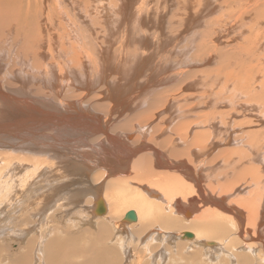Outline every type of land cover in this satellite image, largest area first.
Masks as SVG:
<instances>
[{"label":"bare ground","instance_id":"1","mask_svg":"<svg viewBox=\"0 0 264 264\" xmlns=\"http://www.w3.org/2000/svg\"><path fill=\"white\" fill-rule=\"evenodd\" d=\"M18 1L19 0H17V2ZM21 1L23 2L24 0H20V2ZM63 1L64 0H57L56 5L58 6V9L62 8ZM87 1L88 0H86V3H87ZM136 1L137 0H111L110 3H113V5L115 7L114 9H110V10H115L114 17H112L113 15H111L109 17L106 14L107 11L109 10V9H106L108 7H103L102 9H100L99 13H97V14H101L102 16L105 15L106 18L104 19L105 21L103 23V26H101V23H102L101 22L100 23L101 27H99V28H101L100 31H102L103 33L106 32V35H105L106 37L103 36L104 35L103 34V35H101L102 38L100 37V40L93 41V42H91V44L94 46L96 54H98V55L101 53L103 54L105 52L108 53L107 50H103L104 47L107 48L108 46H111V47L119 46L120 47L119 49L120 50L122 49V54H121L122 56H120L118 54L117 55L115 54V55L118 56V59H117L118 61H119V59H122V63L119 62V63H121L122 66L119 65L118 61H117L118 65L116 64L117 66H116V69H114V73H117L118 76L119 75L123 76L122 79L124 81H127L128 84H130L132 86V89H138V90L141 89L138 92L143 93V90H145V87H144L145 85L140 84L142 82H139L138 78L140 77V75H143L142 72H143V69L145 68V65L147 68L149 81L152 78H155V81H156V79H158L157 77L160 76L161 71H159L158 69H155L156 67L168 69V71H167L168 73H170L172 71L174 72L173 67H172L173 69L169 68L172 66L171 63L174 62V61H172L173 58H172V60H171V58L169 59L167 56V53L165 51H167L168 47L170 48L171 52L176 47H179L180 44L176 43L175 41H177L179 43H181V41H183V40L185 41V39L187 37V36H185L186 29H191V28H195L198 26L201 27L204 23L206 24L205 18L209 15V2H210V0H196L197 5L194 8H190L188 6L182 5V3L185 2L186 0H139L137 2ZM15 2H16V0H0V3H2V6H3V4L8 6V10H6L7 12H5L4 6H3L4 9L2 7H0V26H1V28L3 26L1 24L2 21H5L6 19L9 20L10 18L12 19L13 17H14L13 18L14 25L17 27H20L19 22H21V21H18L17 18L20 15L19 10L21 8L17 9ZM30 2L31 3L35 2L34 6L38 7L36 5V4H38L37 0H25V6H23V7H25V10L23 11L25 16L27 14V9H29L32 6L30 4ZM132 2L137 3L134 7V15L136 13V17L133 16L132 21H129L128 15L131 14V11H132V8H131ZM169 2H171V3L169 4ZM217 2H219V1H217ZM8 3H10L11 5ZM29 4L31 6H29ZM78 4H80V3L78 2ZM92 4L91 5L89 4V6L86 8V10L89 12L88 14L91 13V14H94L95 16L99 17L96 14V10L99 8L94 7L95 3H92ZM259 4H264V0H223V2L221 4H218V9L222 10V12H223L221 15V19L225 18L224 16H226V20H224V21H226V25H223L222 27H220V29L217 32H215L217 34V36H220V34H221L220 32L223 33L225 31H229L230 29L235 28L237 25L242 23L244 21V19L247 18V13H250V14H252V15L254 14V15H253V23L251 26L252 30H251L250 36L248 37V41H250L251 46H254V47H255V44L256 45L259 44V39H258L259 35L257 32L253 31V26L254 25L259 26L261 23H264V22H262V21H264V18H262V19L258 18L256 13L254 11H252L253 7H257V9L261 10L264 13V5L260 6ZM69 5L71 7L75 6L74 3L71 5L70 2H69ZM173 6H175V8H176L177 12H179V14L181 12L180 9L181 8L183 9L182 14L185 17L182 18V23H184L186 19L187 20L185 22L186 28L183 27L184 33L180 34V32H179L178 34H176V36H174V34H173V36L170 37L171 39H169L167 36L165 37V35L167 33L163 30L162 26H164V24H165L166 15L171 14V12L173 11V9H174ZM54 7L52 8L51 0H40V7L39 8L41 9V12H42L41 15L43 16L42 17L39 15L41 20H38L37 18H39V17L38 16L35 17V15H33V17H31V20H28V18L30 16L29 17L27 16L28 17L27 20H23V21L25 24L27 23L26 27L28 28V31L25 32V34H22L20 32L17 33L18 44L17 43H10V45L14 46V47L21 44V47H23V49H21V50L24 51V57H25L24 61L28 64L31 63L33 65L35 63V65H36L37 60H39L40 58L45 57V56L47 57V55H48L47 52L43 53L40 51H42L41 49L43 47L47 46V44H48V46H51V44L54 42L53 39H55L54 38L55 35H54V37H53V35L51 36V34L48 32V28L55 24V22H56L55 17L60 16L58 22L60 23L61 28H62V32H59L56 36V37H58V40H63L62 37H65L67 34H68V36L72 37V34L73 33L75 34V31L78 30L76 26H79V27L83 26V23L80 19H82L84 22H87L85 20V19H87V15H86V18L84 17L85 19H83L81 17L83 15L82 14L83 11H81V12L79 11L82 15H80V16L77 15L76 17L74 15H72V18L71 17L68 18V21L66 22L65 19L63 18V16H61V14H62L61 11L58 10L56 7L55 8ZM75 7H77V6H75ZM65 8H67V7H65ZM147 8H150V10L147 11ZM30 10H31V8H30ZM17 12L19 15L17 14ZM84 13H87V12H84ZM22 15H23V13H22ZM143 16H144V18H143ZM215 16H217V15H215ZM91 17H92V15H91ZM92 18H93V20L91 19L92 22H95L96 19H94V16ZM77 19H79V22H77ZM88 19H90V18H88ZM112 20H113V31H111L112 33H110L109 31L107 32V30H108L107 27L112 25V22H111ZM41 22H42V24L40 25L39 23H41ZM98 22H97V24H98ZM20 25H21V27H23L22 23H20ZM10 26H11V24L9 25V27L7 26L8 30L13 27V26H11V27ZM85 26H87V25L85 24ZM7 27H5V28H7ZM41 27H42V29H41ZM91 27H92V25H91ZM91 27L88 28L86 32H84V30H83V33L88 32V33H90V35L91 34L93 35L95 29L94 28L92 29ZM32 28H34L35 30L34 29L32 30ZM75 28H76V30H75ZM172 29H174V27L171 26V30ZM11 30H10V32H11ZM13 30H15V29H13ZM19 30H21V28ZM162 30L164 32H162ZM13 32L16 33V31H13ZM80 32H81V30H80ZM80 32H78V33H80ZM132 32H134V34L137 36H135L133 38ZM5 33H7V31ZM83 33H80V34H82V37H85V34H83ZM95 33H96V31H95ZM2 34L4 35V33H2ZM100 34H101V32H100ZM125 34H128V35H125ZM92 35L88 36V38L98 39L97 38L98 34H96L95 36L93 35L94 37H92ZM129 35L132 36V39L134 41V44H132L131 47L127 45L128 41H129ZM9 36L7 35V37H9ZM194 36L196 37V35H194ZM195 37H192L191 39H189L187 41L188 46L191 47L193 45V42L196 39ZM43 38H44V40H43ZM15 41H16V39H15ZM90 41H91V39L89 40V42ZM110 41L115 43L117 46H115V44H112ZM202 41H204V40H202ZM97 42L99 43L98 45H97ZM80 43H79V45H80ZM108 43H109V45H108ZM52 46H51V48H52ZM208 46H210V45L208 44ZM208 46H206V44H202V43L197 45V43H196L195 47H196V51H198V52H197V54L194 55V58L197 59V57H198L200 59L202 57L201 62L210 58V56L205 52L206 48ZM119 49H118V52H121ZM162 49H163V51H162ZM113 50H114V48H113ZM72 51H74V50H72ZM78 51H80L79 48H78ZM91 51L95 52L93 50H91ZM114 51H116V49ZM248 51L250 52V51H252V49H250ZM75 52H74V55L76 56L77 54H75ZM89 52H90V50H89ZM249 52H247V53H249ZM98 55H95V56H98ZM113 55L114 54L112 53V56ZM130 55H132V56L137 55V57L134 59L133 58L130 59V57H132ZM138 55H139V57H138ZM168 55H170V54L168 53ZM169 57H171V56H169ZM88 60L89 59H87V61ZM168 60H170V62L172 61L171 63L169 62L171 66L170 65L167 66ZM46 61H48V60H46ZM89 62L90 61H88V63ZM129 62H132L133 64H129ZM98 63L99 62L97 61L96 64H98ZM177 63H180V62H177ZM49 64H50V62H49ZM37 65H39V64H37ZM177 65H179V64H177ZM53 66H55V65H53ZM127 66L128 67L133 66L132 72L130 70H128ZM58 67H59V65H58ZM84 68H85V66H84ZM123 68H124V70H123L124 73H122V70H120ZM176 68H177V66H176ZM188 68L190 69V67H188ZM34 69H37V68H34ZM67 69H69V68H67ZM97 69H96V71H97ZM69 71H71V68L69 69ZM80 71H81V69H80ZM92 71L94 72V70H92ZM63 72H65V71H63ZM79 72H78V74H79ZM83 72L84 71H82L81 73H83ZM187 72H188V70H187ZM111 73H112V71H111ZM174 74H170V75L164 77L162 79V81H170V78L174 79ZM111 75H113V74H111ZM17 76H19V75H17ZM218 77H222V78H220L218 80L217 79ZM223 77L224 76H219L218 73L212 77L208 76L209 79L212 80L213 78H216L217 81H220V82L219 83L217 82L219 93H217L216 98L213 99L215 106L212 105L213 102H211V100H209L207 103L211 102V104H209V106L210 105L213 106L215 108V109L213 108V110H216V112L218 111L217 109H218L219 105H226V106L230 107V109L227 112H220L219 111L217 113H215V112L213 113L212 112L213 110H212L211 111L212 114H208V113H206V110H204L205 113L208 114V115H205V114H203L204 112H202V114H201V113L192 112L190 110H182L181 111V109L175 108V105L178 104L177 98L175 99V98L170 97V100H167L163 103L162 102L163 99H161V97L158 95L159 94V90H158V94H157L158 96L155 95V97L157 96L156 97L157 99L154 101L151 100V104L163 103L162 109H166L167 107L168 108L174 107L175 110L172 109L173 111H171L169 113L168 112L165 113L164 110H156V111L152 112L151 114H149L147 112L148 114L144 115V116L133 114L132 116L127 117L128 118L127 121L130 123L129 125H131V126H125V125L120 126V123L122 122V120L120 122L118 119L119 116L113 117V115H115V114L112 113L113 115H111L107 121L105 120L103 122H106V124H104V127L107 129L106 131L108 133L112 134V132H115L116 134L114 136H112L111 139L106 140V144L102 143V145H98V144H101L100 143L101 141L99 140V138L98 139L91 138L92 140L96 141L97 142L96 144L98 145L97 146L98 151L95 150L98 153L97 159H99V158H100V160L102 159V162H100V161L98 163L95 162L96 165L95 164H92V165L85 164V162H83V161H87L89 158L88 157L89 155H87V153H85V154H81L78 156L79 152L77 153V149H76V151H72L71 152L72 154L69 155V156H72L74 153L77 154L76 156L73 155V156H75L76 160L74 158H73V160L68 159L69 156L67 157V155L65 154V150L67 149L66 146H68L69 143L63 142V139L65 136H67L68 140L71 138L69 141H72V143L78 142V144H79L80 141H83V136H85L84 134L93 135L94 133H96L98 128L94 127V124L95 125L97 124V126L99 125V123H98L99 117L95 114H94L95 117H93L92 115L88 117L86 114H80L79 113L80 109L76 106L75 103H73L71 105V104H65L63 101L62 102L65 105L63 103H61L62 105L67 106V107L70 106L69 108H64V111L66 113H63L59 116L52 113L51 110L49 112L47 111L46 113H44L45 115L43 117L45 118L44 119L45 122H52L51 121L52 119H54V120L56 119V120H58V121H56V123L60 125V126L55 127L56 129L59 127L58 130L56 131L57 136L55 138V141L61 140V139H62V141H60V143H57V142L53 143V145L48 147V148H50V149L53 148L52 149V153H53L52 155L54 157H56V156L58 157L57 160H59L62 167L64 164V168H65L64 171L67 174V177H70V175H72V173H73L79 179H80V177L83 178V176L85 179H87V178L89 179L92 171L97 170L95 168L104 167L103 168L104 170L102 172L99 171L98 173H96L97 175L94 176V181H95V177H96V181H99L98 184L95 181L96 183L93 187L90 185L86 188L82 187V189L74 192V194L71 195V197H73V198L80 197L82 194L85 195V197H87L88 195L92 196V212L88 213V212H86V210H83L82 215H84V217L82 218L80 223L82 224L83 227L88 226V229H94L95 230V233L93 235H91V236H93L92 241H88V243L89 242L93 243V244L89 243L91 245V247H87V248H89V251L87 250L88 252H85L86 250L84 251L82 249V247H84L82 244H79V246H75V244H74V246L72 247L75 250L76 258L77 257L80 258L83 256H87L88 259L91 258L90 260H88L85 257L86 261H84L83 258H80L81 262H78L80 260L78 258L79 260L76 263L82 264V261H83V263L85 262V264H94V263L95 264H107L104 262V260H106V258H107V259H112L111 262H113V264H121V263L125 264V262L127 260L124 261L120 257L118 259H113L117 255L113 249L108 247L106 242H110L112 244L114 241L116 242V240L118 239V242H116V243L120 244V246L118 245L119 249H120L119 252L120 253L122 252L124 255L125 254L128 255V252L130 250V246H133L131 244H134V243H132L133 240L130 241L129 239H133L135 237L136 240L138 242H140V244L138 243V245H141V243H144V246H146L145 248L142 246V248L144 249V251L146 250L145 251L146 253H149V256H148L149 262L147 264H163L164 259H166L165 253L169 254L167 257L168 259H166L167 260L166 263L168 262V260L170 262L171 261L179 262V263H174V264H211V263L212 264H214V263L215 264H264V149H262L264 145L259 144L261 142L264 143V139H263V141L261 140V142L259 141V143H258L256 141L261 138L259 135H256L257 136L256 137L255 134H252V136H250L248 134V135H242L241 138H239L238 135H236L237 133L241 132L242 129L244 128L241 125L243 122L241 124L238 122V120L241 117H243L244 114L242 116L241 112H237V110H236V106H238V105L242 109V104H238V103L235 104V102H237L238 97L236 98L235 95L233 96V93L239 89L237 88V86L235 84L231 85L232 87L229 85V87H231V88L228 89V87H227L228 84L226 82V79H225V77L224 78ZM3 78H6V77H3ZM81 78H80V80H81ZM15 79L17 80V78L14 77L13 80H15ZM91 79H92V77H91ZM106 79H108V78H106ZM191 79H190V81H191ZM216 79H214V80H216ZM60 80H61V78H60ZM193 80H195V78ZM197 80H199V78ZM200 80H199V82H200ZM5 81H7V80H5ZM20 81H22V79ZM100 81H102V80H100ZM129 81H134L138 85L135 86V84H132V82L130 83ZM159 82L161 83V81H159ZM87 83H88V81H87ZM96 83H97V81H96ZM192 83L193 82H189L190 85H192ZM79 84H80V82H79ZM165 84L162 83V85H165ZM210 84H211V82H210ZM2 85H3V83H2ZM193 85H195V83H193ZM199 86L202 87L201 85H199ZM212 86H214V85H212ZM104 87H105V85H104ZM162 87H164V86H162ZM188 87H191V86H188ZM194 87H196V86H194ZM206 87L207 86L205 84L204 88H206ZM208 87H209L208 89H210L211 86H208ZM109 88H110V86H109ZM109 88H107V89H109ZM148 88L149 87H147V89ZM182 88H185V87H182ZM198 88L199 87L197 85V89ZM261 89H263V88H261ZM200 91H202V90L200 89ZM209 92H211V91L209 90ZM212 92H213V90H212ZM87 93H84V94H87ZM101 93H103V92H101ZM101 93H100V95H101ZM150 93L153 94V90L148 91V96ZM201 93H203V92H201ZM201 93H199V94H201ZM204 93H203V95L206 94V93L205 94ZM227 93H229V96L223 98L225 96V94H227ZM241 93L242 92H240V94ZM123 95H124V93L120 92V89H118V94L115 92V90L112 91L110 89V94L108 95V98H109L108 101H112V103L114 104L113 107L111 106L113 109L122 107L120 105H121V98ZM136 95H137V93H136ZM206 95H209V94H206ZM236 95H238V94L236 93ZM205 97L203 99H205ZM212 97H214V96H212ZM256 97L258 98V96H256ZM150 98H152V97H150ZM166 98H168V97H166ZM246 98H247V100H249L248 97H246ZM9 99H6L7 107L10 106V108L13 107V109H14L15 105L12 104L11 102H9L10 101ZM99 99H101V98H99ZM122 99L124 100V98H122ZM0 100L3 101V99H0ZM137 100H135V101H137ZM198 100L200 101L201 99L199 98ZM56 101H57V99H56ZM90 102L87 101V103H90ZM201 102H203V100H201ZM126 103H127V101H126ZM205 103H203L204 106H205ZM207 103H206V106H207ZM245 103H247V102H245ZM249 104L251 106H253V110L250 109V108H252L250 106L249 109L252 110V112H249V114L252 113L250 115V121L246 122L244 125L248 126L247 129H249V128L254 129L258 124L257 121H259V124H260V122H264V119L263 118L259 119V117H258L259 115L258 116L256 114L253 115V113L256 112L257 110L252 103H249ZM0 105H4V104L1 102ZM90 106H92V105L90 104ZM240 107H239V110H240ZM95 108L97 109L96 106H95ZM145 108H147V107H145ZM90 109H92V108H90ZM108 109H109V107H108ZM210 109H212V108L210 107ZM144 110H146V109H144ZM54 111H56V110H54ZM82 111L89 114V112L84 110V109H82ZM101 111L102 110H100L98 112L101 113ZM7 112H8L7 114H11V115L13 114V110H11V109ZM143 112H142V115L145 114ZM114 113H117V112H114ZM209 113H210V111H209ZM97 114H99V113H97ZM245 116H247V115H245ZM140 117H142L143 123H141V121H140V124H138V123L131 124V122H134V120L136 118L139 119ZM261 117H263V114ZM246 119H248V118H246ZM30 120L31 119H29L28 121H30ZM103 122H102V124H103ZM37 123H38V121H37ZM259 124H258V126H260ZM137 125H143L144 127L139 128ZM1 126L3 127V124L0 125V127ZM29 128L30 127L26 124L25 127L23 128V130H26V131H23L22 127L19 126V127H17V131H15V132L17 133V132L23 131L25 139L31 138V136L28 137L29 133H30ZM125 128H127V130ZM260 128L261 127H259V129ZM149 129H151L150 133H148ZM262 129H264V128H262ZM237 130H238V132H237ZM106 131L104 133L107 134ZM0 132H1V130H0ZM7 133L8 132L6 131V133H4V134L6 135ZM43 133H45V132H43ZM53 133H54V131H53ZM31 134H33V133H31ZM135 134L137 136H135ZM5 135H0V145L3 144L0 147H6V148L16 147L13 145H17L20 138H17L18 136L13 137V138L10 136L7 139H3L2 137H4ZM86 136H90V135H86ZM105 137H108V136H105ZM245 138H247V139H245ZM257 138H259V139H257ZM35 139H36V137H35ZM86 139H88V137ZM89 140H88V142H90ZM92 140H91V142H92ZM21 142H23V141H21ZM29 142H31V143H29ZM29 142H27V143L25 142V146H27V148L28 147L32 148L34 143H32V141H29ZM84 142L86 143L87 141L84 140ZM171 143L172 144L186 145V148L183 150H180V151L179 150H170L169 148H165V145L171 144ZM44 144H45V142H44ZM86 144L84 146H86ZM89 144H87V145H89ZM221 144L225 145V146H220ZM45 145H48V144H45ZM92 145H95V144H92ZM92 145L90 144V146H92ZM232 145H235L234 147H236V148H237V146H240L241 148H239V150L237 149L234 151V150L230 149L231 147L233 149ZM84 146H82V148ZM158 146L160 147V150L158 149ZM19 147H21V146H19ZM226 147H228V148H226ZM79 149H78V151H80ZM88 149H86V150H88ZM215 149H218L217 150L218 153L216 155H213L214 154L213 152ZM46 150H47V148H46ZM46 150L45 149H43V150L39 149L38 152L39 151L40 152H42V151L46 152ZM67 151L68 150H66V153H67ZM81 151H82V149H81ZM33 153H35V152H33ZM33 153H31V154H33ZM6 154H9V153H6ZM47 154H49V152H47ZM20 155H16V156H19V159H20ZM58 155H62V156L59 157ZM7 156H4V157H7ZM63 157H65V160ZM26 158H27V156H26ZM26 158L24 157V159H26ZM32 158H34V157H32ZM182 158H186V160H184ZM13 159L14 158L8 160L5 158V160H2L4 162H0V201H1L0 204H1V206L4 204L6 198L9 195H11V192L15 186V180L14 179L16 178L17 173L15 175V173L11 172V167H9L11 162H12L11 160H13ZM21 160H23V159H21ZM79 160L81 161V163L79 162ZM50 163H52V162H50ZM54 163L55 162H53V164ZM248 164H256L259 167L258 168L256 167V169H255V166L248 168V167H246ZM56 165L57 164H55L54 166H56ZM47 166H49V165H47ZM58 166H60V165H58ZM61 166H60V168H61ZM21 167H20V169H22ZM30 168L32 169V167H30ZM55 168L56 167H54V169ZM38 169H40V168L33 167L34 172L31 175L32 178H33V176H34V179L35 178L37 179L39 177V174L37 173ZM45 169H47V168H45ZM45 169H44V171H45ZM51 173H53V172H51ZM56 173H57V171H56ZM54 174H55V172L53 173V175ZM18 175H20V174L18 173ZM48 176H50V175H48ZM17 177H19V176H17ZM46 177H47V175H46ZM58 177H59V175H58ZM19 178H18V180H19ZM72 178L75 180L74 177H72ZM112 178H114V179H112ZM31 179H30V181H31ZM76 180L78 182V179H76ZM29 182H27V183H29ZM69 182H70V180H69ZM55 183L57 184L56 180H55ZM24 185L26 186V184H24ZM24 185H22L21 188L22 187L24 188ZM30 185H31V182H30ZM65 186L66 185H63V187H61V188L65 189L66 188ZM44 187H46V186H44ZM68 190L70 191V189H68ZM50 191H52L54 194L57 193L56 188H52ZM48 192H49V190H48ZM13 193L14 192H12V194ZM22 193H25V192L22 191ZM34 193H35V191H34ZM28 194H29V191H28ZM16 195L19 196L18 193H16ZM43 195H44V193H43ZM11 196H14V194ZM53 196H55V195H52V198H53ZM62 198H63V196H62ZM8 199L9 198H7V201H8ZM13 199H14V197H13ZM37 199H40V198H37ZM41 199H42V197H41ZM15 200L17 201V199H15ZM55 200L57 201V199H55ZM34 201H35V199H34ZM59 201H60V199H59ZM20 202H21V200H20ZM20 204H22V203H20ZM31 204H32V202H31ZM56 204H58V203H56ZM26 208L24 210H26ZM16 209H18V208H16ZM180 217L184 218V220H181ZM120 223H121V227H122V225H125L123 227H130V229H132V233H129L131 238H129V236H127L128 238H126V239L122 238V231H120V230H118V231L114 230V232L112 230H110V226L114 227L115 229H119ZM179 223L183 224L182 228L190 229V230L194 231V233H191L190 231H184L185 229H182V228L177 229V227H179L178 226ZM76 228H77V226H76ZM73 229H75V228L73 227ZM35 230H36L35 228H34V230L31 228H30V230L29 229L22 230V231L20 230L19 234L17 236L19 238H21V241L24 243L26 238L29 235H31V233H33ZM17 232H18V230H17ZM83 232H88V230L84 229ZM42 233H41L42 238L37 239L39 242V243L37 242L38 245H40L42 242H44V240H46L45 239V238H47L46 235L52 234L51 231L46 232V230H44V232H42ZM59 234H60V231H58V229H57V235H59ZM107 234L110 235L109 236L110 238L108 237ZM61 235L62 234H60V236ZM126 235H127V232H126ZM187 235H190V237H187ZM62 236L60 238H62ZM106 236L108 238H106ZM64 238H66V237H64ZM174 240H177V243L174 247H172L173 246L172 242ZM185 240H188L190 242L185 241ZM63 241H65V240L58 239V237H56V236L52 237V239L49 242V246L52 247V249H50L48 251L49 252V254H48L49 258H53V256H54L53 254L56 252L55 251L56 249L54 250L53 245H57L59 242L62 243ZM137 241H135V242H137ZM82 242H84V241H82ZM64 243H62L61 247H56V248L58 250L60 249V251L64 250L67 247L66 244H68V243H66V244H64ZM101 243H103V246L101 245V247H100L99 245ZM151 243H159V245H155L152 247V246H150ZM164 243H165V245L167 244V246H165L163 248H161V247L159 248V246L164 244ZM71 244L73 245L72 241H71ZM27 245L28 246L32 245L30 242V239H29V242L27 243ZM33 248H34V250H36V248L34 246H33ZM29 250L31 252H34V250H31V249H29ZM36 252H38V251L36 250ZM124 255H123V257H124ZM34 256H36V255H34ZM139 258H141V256ZM70 260H71V262H68L67 264H74L75 260L72 258H70ZM32 261L34 264H35V262H36V264H40L41 259H36V257L32 256L31 262ZM159 261H161V263H159ZM138 262H139V259H138L137 263ZM180 262H182V263H180ZM8 263H10L9 260H8Z\"/></svg>","mask_w":264,"mask_h":264},{"label":"rangeland","instance_id":"2","mask_svg":"<svg viewBox=\"0 0 264 264\" xmlns=\"http://www.w3.org/2000/svg\"><path fill=\"white\" fill-rule=\"evenodd\" d=\"M37 1H38V4H36V5L38 7L34 6L35 2H32V3L30 2V4L33 7L29 4V6H31L30 7L31 10H30V8L27 9V14L25 16L24 12H23L25 10V7H23V6H25V0L23 2L22 1L20 2V0L17 2V0H16V2H15L16 8L17 9L21 8L19 10L20 11L19 12L20 15L17 12V14L19 15L17 19H18V21H21V22H19V26L20 27H17V26L14 25V23H13V18L14 17L12 19L10 18L9 20L6 19L5 21H2V23H1L3 25L2 28L0 26V75H1L0 76V78H1L0 79V81H1L0 82V99H3V101L0 100V103L2 102L4 104V105H0V125L3 124V127L2 126L0 127V130H1L0 135H5L4 133H6V131H7L8 133L4 137H2L3 139H7L10 136L12 138L13 137H17V136H18L17 138H20L18 144L17 145H13V146H16L14 148L0 147V154L1 153L3 154V155L2 154L0 155V162H4L2 160H5V158L8 159V160L14 158L13 160H11L12 162H11L9 167H11V172L15 173V175L17 173L16 178L14 179L15 180V186H14V188L12 190V192H14L13 193L14 196H11V195H13L12 192H11V195H9L10 197L9 196L7 197V198H9L8 201H7V198H6L4 204L2 206L0 204V207H1L0 208V264H22V263L23 264H34L33 261L31 262L32 256L36 257V259H41L40 264H67L68 262H71L70 258L75 260L74 264H80V263H76V262L80 258H83V260L86 261L87 256H83V257H80V258L77 257L76 258L75 250L72 247L74 246V244H75V246H79V244H82L84 246V247H82V249L84 251L86 250L85 252H88L89 248H87V247H91L90 244H93V243H90V242H89L90 243L89 244L88 241H92V237L93 236H91V235H93L95 233V230L94 229H88V226L83 227L82 224L80 223L82 218L84 217V215H82L83 214V210H86V212H88V213L92 212V196L88 195L87 197H85V195L82 194L80 197L73 198V197H71V195L74 194V192L82 189V187L86 188L89 185L93 187L96 182L98 184L99 181H96V177H95V181H96L95 182L94 181V176H96L97 175L96 173H98L99 171L102 172L104 170L103 169L104 167L98 168L96 166L97 168H95V169H97V170H94L95 172L92 171L91 176L89 177V179L88 178L85 179L84 176H83V178H81L79 176L80 177V179H79L73 173H72V175H70V177H67V174L64 171L65 170L64 164H63V167H62L61 163L59 162V160H57L58 157L57 156L54 157L52 155L53 154L52 153V149L53 148L52 149L48 148V147L52 146L53 143H56V142L60 143V141H62V139L55 141V138L57 136L56 135V133H57L56 131L59 128L58 127L56 129L55 127L60 126V125L56 123V121H58L56 119L55 120L52 119L51 120L52 122H45L44 121L45 118L43 117L45 115L44 113H46L47 111L49 112L51 110L52 113H54V114L59 116V115H61L63 113H66L64 111V108H69L70 107V106L69 107L64 106L65 104H71L72 105L73 103H75L76 106L80 109L79 110L80 114H86L88 117L91 116V115L93 117H95V115H97L99 117V122H98L99 125L97 126V124L96 125L94 124V127L98 128L96 133H94L93 135L84 134L85 136H83V141H80L79 144H78V142H76V143L73 142L72 143V141H69L71 138L68 140L67 136H65L66 138L64 137V139H63V142L69 143L68 146H66L67 147L66 150H68L67 153L69 151L70 152L67 154L66 150H65V154L67 155V157L72 154L71 153L72 151H76V149H77V153L79 152L78 156L81 155V154H85V153H87V155H89L88 156L89 157L88 160L87 161H83V162H85V164L92 165V164H95V162L96 163H98L99 161L102 162V159L101 160H100V158L97 159V157H98V153L96 152V151H98L97 146L98 145H102V143L106 144V140L111 139V137L116 134L115 132H112V134L108 133L106 131L107 129L104 127V124H106V122H103L105 120L107 121L108 118H110V116L113 115V114H115V115H113V117L119 116L118 119H119L120 122L122 120L123 123L121 122L120 126L121 125L131 126V125H129L130 123L127 121V119H128L127 117H130L133 114L144 116V115H147L148 113L151 114L152 112H154L156 110H164L165 113H167V112L169 113V112L175 110V108H176V109H181V111L182 110H190L192 112L201 113V114H202V112H204L203 114H205V115L212 114L211 111L213 110L214 107L211 106V105L209 106V104H211V102H213V99L216 98V94L219 93L217 82L219 83L220 81H217V79L219 80L222 77H218L217 79L213 78L211 80V79L208 78V76L212 77V76H215V74L218 73L219 76H224L225 77L226 82L228 84L227 85L228 89L231 88L232 87L231 85H233V84H235L237 86V88L239 89V90L235 91L238 95H236V93L234 92L233 96L235 95L236 98L238 97L237 98V102H235V104H237V103L238 104H242V109L238 105V106H236V110H237V112H241L242 116L244 114V116L241 117L238 120V122L240 124L243 122L241 125L244 128L242 127L243 128L242 131L237 133L236 135H238L239 138H241L242 135H248V134L250 136H252V134H255V136L259 135L262 138L261 139L258 136L260 139L259 138H257L259 140L256 139L257 140L256 142L259 143V141L261 142V140L263 141V139H264V133H263L264 129H262V128H264V126H263L264 122H260V124H259V121H257L260 126H258V124H257V126L254 129H250V128L247 129L248 126L244 125V124L246 122L250 121V115L252 113L249 114V112H252V110H253V106H251L249 103H252L254 105V107L256 108V110H257L256 112L253 113V115L254 114H256L257 116L259 115L258 116L259 119H261V118L264 119V86H263L264 85V23H261L259 26L258 25H254L253 26V31L257 32L258 35H259L258 36L259 44H257V45L255 44V47L251 46V42L248 41V37L250 36L251 30H252L251 26H252V23H253V15L254 14L252 15L250 13H247V18L244 19V21L242 23L237 25L235 28L230 29L229 31H225L223 33L220 32L221 33L220 36H217V34L215 32H217L220 29V27H222L223 25H226V21H224V20H226V16H224L225 18L221 19V15H222L223 12H222V10L218 9V4H221L223 2V0H210V2H209V15L205 18V22H206V24L207 23L208 24L206 25L204 23L201 27L198 26V27H195V28L186 29L185 36H187V37H186L185 41L183 40V41H181V43L175 41L176 43L180 44V46L176 47L172 52L170 51L169 47L167 48V51H165L167 53L168 58L169 59L171 58V60L173 58L172 61L175 62L174 63V62L171 61L173 64L170 62V60H168V62H167V66L170 65V63H171L172 66L170 65L171 67H169V68H171V69L174 68V72L172 71L173 73L172 72L168 73L167 72L168 69L156 67L155 69H158L159 71H161L160 72V76L157 77L158 79H156V81H155V78H152L149 81L148 80L147 68H146V65H145V68L143 69V72H142L143 75H140V77L138 78V81L142 82L140 84L145 85L144 86L145 90H143V93H140L138 91H140L141 89H139V90L138 89H132V86L130 84H128L127 81H124L122 79L123 76H120V75L118 76L117 73H114V69H116V66L118 64L121 65V63H122V59H119V61H118L117 60L118 56H116L117 54L122 56L121 55L122 54V49L120 50L119 46H117L115 43L110 41L112 44H115V46H117V47H111V46H108L107 48L104 47L103 50H107L108 53L105 52L103 54L101 53V54L98 55V54H96L94 46L91 44V42H93V41L100 40V37L102 38L101 35H103V34H104L103 36L106 35V32L103 33L102 31H100L101 28H99V27L103 26V23L105 21L104 19L106 17H105V15L102 16L101 14H97V13H99L100 9H102L103 7H108L106 9H109V10L107 11L106 14L109 17L111 15H113L112 17H114L115 10H110V9H114L115 8L113 3H110L111 0H90L92 3H95L94 7H96V8L98 7L99 8V9L96 10V14L99 17H97L94 14L90 13L92 15V17L94 16V19H96L97 22L99 21L98 24H97L96 21L92 22L93 18L91 17L90 14H88L89 12L86 10V8L89 6V4L90 5L92 4L89 0H88L89 2L87 1L88 4L86 3V0L85 1L84 0L83 1L82 0L81 1L80 0H73V1L72 0H64L62 8H60V9H58V6L56 5L57 4L56 3L57 0H53V1L51 0L52 8L56 5L55 7L58 10L61 11V13H62L61 16H63V18L65 19L66 22L68 21V18H70V17L72 18V15H74L76 17L77 15L80 16L82 14L83 15L81 17L83 19H85L86 15H87V19H85L87 22H84L82 19H80L82 21V23H83V26L82 27L76 26L78 30H76V28H75L76 31H75V34L73 33L74 35L72 34V37L68 36V34H67L65 37H62L63 40H58V37H56V36H57V34L59 32H62V28H61L60 23L58 22L60 16L55 17V19H56L55 20L56 21L55 24L48 28V32L51 34V36L53 35V37H54V35H55V37H54L55 39H53L54 42L51 44V46L53 45L52 46L53 49L51 48V46H48V44H47V46H45V47H43L41 49L42 51H40V52H43V53L47 52L48 55H47V57L46 56L42 57L43 59L40 58L39 60H37V64H39V65L36 64L37 65L36 66L35 63L33 65L31 63L30 64L26 63L24 61V59H25L24 51L21 50V49H23V47H21V44H19L16 47H14V46H11L10 43H17L18 44V42H17V38H18L17 33L20 32L22 34H25V32L28 31V28L26 27L27 23L25 24L23 20H27V18L29 16L30 17L28 18V20H31V17H33V15H35V17L36 16L39 17V15L42 16L41 15L42 14L41 9L39 8L40 7V0H37ZM137 1H139V0H137ZM217 1H219V2H217ZM69 2H70L71 5L74 3L75 6H77V7H75V6L71 7L69 5ZM78 2L80 4H78ZM136 2H132L131 3L132 11H131V14L128 15L129 21H132L133 16L136 17V13L134 15V7L137 4ZM170 3L171 2H169V4ZM8 4H10V3H8ZM182 5L188 6L190 8H194L197 5V1L196 0H186L185 2L182 3ZM259 5L262 6L264 4H259ZM3 6H4L5 9L3 8ZM3 6H2V3H0V7H2L5 10V12H7L6 10H8V6L4 5V4H3ZM65 7H67V8L69 7V8L67 9ZM173 8L174 9L171 12V14H167L166 15L165 24H164V26H162L163 30L167 33L165 35V37L167 36L169 39H171L170 37L173 36V34H174V36H176V34H178L179 32H180V34L184 33V28H186L185 22H186L187 19L185 20L184 23H182V18L185 17L182 14L183 9L182 8L180 9L181 12L179 14V12H177L175 6H173ZM149 10H150V8H147V11H149ZM79 11L80 12L83 11L82 14ZM252 11H254L256 13L258 18H260V19L264 18V13L261 10L257 9V7H253ZM21 12L23 13V15L26 18L22 15ZM84 12H87V13H84ZM215 15H217V16H215ZM88 18H90V19H88ZM143 18H144V16H143ZM37 19L41 20L40 17L37 18ZM77 22H79V19H77ZM111 22H112V25L107 27L108 28L107 32L109 31L110 33H112L111 31H113V20ZM262 22H264V21H262ZM20 23H22L23 27H21ZM100 23H101V26H100ZM8 24L9 25L11 24V26H13L11 28L12 30L11 29L8 30V27H9ZM39 24L41 25L42 22L39 23ZM85 24L87 26H85ZM91 25H92V27H91ZM171 26L174 27V29L171 30ZM5 27H7V28H5ZM90 27L92 29L93 28L95 29L96 33L94 31L93 35L95 36L96 34H98L97 35L98 39L88 38V36L92 35V34L90 35V33H88V32L87 33H83V30H84V32H86L87 29L90 28ZM20 28H21V30H19ZM13 29H15V30H13ZM33 29L34 28H32V30ZM41 29H42V27H41ZM10 30H11V32H10ZM80 30H81V32H80ZM163 30H162V32H164ZM6 31H7V33H5ZM13 31H16V33L13 32ZM78 32L85 34V37H82V34H80ZM100 32H101V34H100ZM2 33H4V35ZM7 35L8 36L10 35V36L7 37ZM93 35H92V37H94ZM125 35H128V34H125ZM132 35H133V38L135 36H137V35L134 34V32H132ZM194 35H196V37ZM192 37H195L196 39L193 42V45L190 47V46L187 45V41L189 39H191ZM15 39H16V41H15ZM90 39H91V41L89 42ZM43 40H44V38H43ZM202 40H204V41H202ZM79 43H80V45H79ZM196 43H197V45L200 44V43L206 44V46H208V44L210 45V46H208L206 48V51H205L210 56V58H208L207 60H205L203 62H201L202 57L200 59L198 57H197V59L194 58V55L197 54V52H198V51H196V47H195ZM98 44L99 43L97 42V45ZM132 44H134V41L132 39V36L129 35V41H128L127 45L131 47ZM108 45H109V43H108ZM78 48L80 49V51H78ZM113 48H114V50L116 49V51H114ZM117 48L121 52H118ZM250 49H252V51L249 52L248 50H250ZM72 50H74V51H72ZM89 50H90V52H89ZM91 50H93L95 52H92ZM162 51H163V49H162ZM74 52H75V54H77L76 56L74 55ZM247 52H249V53H247ZM112 53L114 54L113 56H112ZM168 53L170 55H168ZM95 55H98V56H95ZM132 55H130V56H132ZM169 56H171V57H169ZM136 57H137V55L130 57V59H132V58L134 59ZM138 57H139V55H138ZM86 58L89 59L88 60V61H90L89 63H88ZM46 60H48V61H46ZM97 61L99 62L98 64H96ZM117 61H118V64H117ZM49 62H50V64H49ZM119 62H121V63H119ZM177 62H180V63H177ZM176 63L179 64L180 66L177 65ZM129 64H133V63L129 62ZM53 65H55V66H53ZM58 65H59V67H58ZM83 65L85 66V68H84ZM176 66H177V68H176ZM33 67L37 68V69H34ZM188 67H190V69ZM67 68H69V69L71 68V71H69V69H67ZM127 68H128V70H130L132 72L133 66H129V67L127 66ZM80 69H81V71H80ZM96 69H97V71H96ZM92 70H94V72ZM120 70H122V73H124L123 72L124 68L120 69ZM187 70H188V72H187ZM63 71H65V72H63ZM82 71H84V72L81 73ZM111 71H112V73H111ZM78 72H79V74H78ZM174 73L175 74L177 73V74L175 75ZM111 74H113V75H111ZM170 74H174V79L170 78V81H162V79L164 77H166V76H168ZM17 75H19V76H17ZM3 77H6V78H3ZM14 77L17 78V80L16 79L13 80ZM91 77H92V79H91ZM60 78H61V80H60ZM80 78H81V80H80ZM106 78H108V79H106ZM194 78H195V80H193ZM198 78H199V80L201 79L200 82H199V80H197ZM21 79H22V81H20ZM190 79H191V81H190ZM214 79H216V80H214ZM5 80H7V81H5ZM100 80H102V81H100ZM203 80L204 81L206 80V81L204 82ZM87 81H88V83H87ZM96 81H97V83H96ZM159 81H161V83ZM79 82H80V84H79ZM129 82L130 83L132 82V84H135V86L138 85L134 81H129ZM189 82H193V83H195V85H193V83H192V85H190ZM210 82H211V84H210ZM2 83H3V85H2ZM162 83H164V84L166 83V84L162 85ZM196 84L199 87L198 89H197V85ZM205 84L207 86L206 88H204ZM104 85H105V87H104ZM199 85H201L203 88L200 87ZM212 85H214V86H212ZM229 85L231 87H229ZM109 86H110V88H109ZM162 86H164V87H162ZM188 86H191V87H188ZM194 86H196V87H194ZM208 86H211L210 89H208L209 88ZM147 87H149L150 89L149 88L147 89ZM182 87H185V88H182ZM107 88H109V89H107ZM261 88H263V89H261ZM110 89L112 91L115 90V92L117 94H118V89H120V92L124 93V95L122 96V98H124V100L121 98V105H120V106H122L121 108L120 107L119 108H115V109L112 108L114 106V104L112 103V101H108V99H109L108 95L110 94ZM200 89L202 91H200ZM149 90H153V94L154 95L150 93L149 96H148V91ZM158 90H159V94H158ZM209 90L211 92L213 90V92L211 93V92H209ZM101 92H103V93H101ZM201 92H203V93L205 92L206 94H209V95H206L205 93H204L205 95H203V93H201ZM240 92H242V93L240 94ZM84 93H87V94H84ZM100 93H101L102 96L100 95ZM136 93H137V95H136ZM199 93H201V94H199ZM157 94L161 97V99H163L162 100L163 103L165 101H167V100H170V97H171V98H175V99L177 98V103L179 105L178 104L175 105V108L174 107L173 108H170V107L168 108L167 107L166 109H162L163 108V103L151 104V100L154 101V100L157 99L156 98L158 96ZM155 95H157V96L155 97ZM244 95L246 97H248L249 100H247V98ZM212 96H214V97H212ZM228 96H229V93L225 94V96L223 98L228 97ZM256 96H258V98ZM150 97H152L153 99L150 98ZM166 97H168V98H166ZM204 97H205V99H203ZM99 98H101V99H99ZM199 98L201 100H203V102H201V100L199 101L198 100ZM6 99H9L10 100L9 102H11L12 104L15 105L14 109H13V107L10 108V106L7 107ZM56 99H57V101H56ZM135 100H137L138 102L135 101ZM209 100H211V102L207 103ZM87 101H89V102L91 101V102L87 103ZM126 101H127V103H126ZM205 102L207 103L208 107L206 106ZM245 102H247V103H245ZM61 103H63L64 105H62ZM203 103H205V106L203 105ZM90 104L92 106H90ZM212 105L215 106V103L213 102ZM95 106L97 107V109L95 108ZM250 106L252 108H250ZM108 107H109V109H108ZM145 107H147V108H145ZM210 107L212 109H210ZM239 107H240L241 111L239 110ZM90 108H92V109H90ZM249 108L252 109V110H250ZM10 109L13 110V114L12 115L11 114H7L8 113L7 111H9ZM82 109L88 111L89 114H87L86 112H83ZM144 109H146V110H144ZM229 109H230V107H228L226 105H219V107L217 109L218 110L217 112H219V111L220 112H227ZM54 110H56V111H54ZM97 110L98 111L102 110V111L100 113ZM204 110H206V113H208V114H206ZM209 111H210V113H209ZM96 112L99 113V114H97ZM114 112H117V113H114ZM142 112L145 113V114L142 115ZM212 112L213 113L214 112L217 113L216 110H213ZM262 114H263V117H261ZM245 115H247V116H245ZM246 118H248L249 120L246 119ZM29 119H31V120L28 121ZM37 121H38V123H37ZM140 121H141V123H143L142 122V117H140L139 119L136 118L134 120V122H131V124H135V123L140 124ZM102 122H103V124H102ZM26 124L30 127L29 128V132L30 133H29L28 137L31 136V138H27V139L24 138V133H23V131H26V130H23V128L25 127ZM19 126L22 127L23 131H20V132L16 133L15 131H17V127H19ZM137 126L139 128L144 127L143 125H137ZM259 127H261V128L259 129ZM125 129L127 130V128H125ZM238 130H237V132H238ZM53 131H54L55 134L53 133ZM105 131L107 132V134L104 133ZM43 132H45V133H43ZM150 132H151V129L148 130V133H150ZM31 133H33V134H31ZM86 135H90V136H86ZM105 136H108V137H105ZM135 136H137V135L135 134ZM35 137H36V139H35ZM87 137H88V139H86ZM91 138H93V139H98L99 138V140L101 141L100 142L101 144L97 145L96 144L97 142L92 140ZM245 139H247V138H245ZM84 140L87 141L86 142L87 144L90 143L91 145L92 144H95V145H92V146H90V144L87 145L84 142ZM88 140L90 142H88ZM91 140H92V142H91ZM21 141H23V142H21ZM29 141H32V143H34L33 144L34 148L33 147L32 148H29V147L27 148V146H25V142L27 143ZM44 142H45V144H48V145H45ZM29 143H31V142H29ZM262 143L263 142H261L259 144L264 145V143L263 144ZM85 144H86V146H84ZM2 145H0V146H2ZM19 146H21V147H19ZM82 146H84V147L82 148ZM220 146H225V145L221 144ZM232 146H233V149H232L231 146H230L231 147L230 149L234 150V151L237 150V149L239 150V148H241L240 146H237V148L234 147L235 145H232ZM46 148H47V150H46ZM85 148L88 149V150H86ZM165 148H169L170 150H179L180 151V150L185 149L186 145L172 144L171 143V144L165 145ZM226 148H228V147H226ZM39 149L40 150L45 149L46 152L45 151H42V152L39 151L38 152ZM78 149L80 151H78ZM81 149H82V151H81ZM158 149L160 150L159 146H158ZM262 149H264V146H263ZM217 150L218 149L214 150V152H213L214 154L213 155H216L218 153ZM33 152H35V153H33ZM47 152H49V154H47ZM6 153H9V154H6ZM31 153H33V154H31ZM16 155H20V159H19V156H16ZM73 155L76 156L77 154L74 153ZM73 155L69 156L68 159L73 160V158H74L76 160L75 156H73ZM4 156H7V157H4ZM26 156H27V158H26ZM58 156L61 157L62 155H58ZM24 157L26 159H24ZM32 157H34V158H32ZM63 158L65 160V157H63ZM21 159H23V160H21ZM182 159L186 160V158H182ZM50 162H52V163H50ZM53 162H55V163L53 164ZM79 162L81 163L80 160H79ZM55 164H57V165L54 166ZM47 165H49V166H47ZM58 165H60L61 168ZM258 165H256V164H248L246 167L250 168V167H254L255 166V169H256V167L258 168L260 166V165L259 166ZM20 167L24 171L22 169H20ZM30 167H32V169ZM33 167L40 168L37 171V173L39 174V177L37 179L36 178L34 179V176H33V178L31 176L33 174V172H34L33 171ZM54 167H56V168L54 169ZM45 168H47L48 170L45 169ZM44 169H45V171H44ZM56 171H57V173H56ZM51 172H53V173L55 172V174L53 175V173H51ZM18 173L20 175H18ZM45 174L47 175V177H46ZM48 175H50V176H48ZM58 175H59L60 178L58 177ZM17 176H19L21 179L19 177H17ZM72 177H74L75 180ZM18 178H19V180H18ZM30 179H31V181H30ZM76 179H78V182H77ZM112 179H114V178H112ZM55 180L57 181L58 185L55 183ZM69 180H70V182H69ZM29 181L31 182V185H30ZM27 182H29V183H27ZM23 183L26 184V186ZM22 185H24V188L23 187L21 188ZM63 185H66L65 189L61 188V187H63ZM44 186H46V187H44ZM31 188L32 189L34 188V189L32 190ZM52 188H56L57 189V193L56 194H54L52 192L53 190L50 191ZM68 189H70V191ZM48 190H49V192H48ZM22 191L25 192L26 194L22 193ZM28 191H29V194H28ZM34 191H35V193H34ZM16 193H18L19 196L16 195ZM43 193H44V195H43ZM52 195H55V196H53V198H52ZM40 196L42 197V199H41ZM62 196H63V198H62ZM13 197H14V199H13ZM37 198H40V199H37ZM15 199H17V201ZM34 199H35V201H34ZM55 199H57L58 202ZM59 199H60V201H59ZM20 200H21V202H20ZM31 202H32V204H31ZM20 203H22V204H20ZM56 203H58L59 205L56 204ZM15 207L18 208V209H16ZM25 208H26V210H24ZM180 219L184 220V218H182V217H180ZM76 226H77L78 229L76 228ZM123 226H125V225H122V227ZM178 226L179 227H177V229H181L183 224L179 223ZM73 227L75 229H73ZM122 227H121V223H120L119 229H115L114 227L110 226V230H112L113 232H114V230H116V231L120 230V231H122V238L126 239V238H128L127 236H129V238H131L129 233H132V229H130V227H123V228ZM30 228L33 229V230L35 228L36 230L33 233H31V235H29L26 238V240L24 241V243H23L21 241V238H19L17 235L19 234L20 230L21 231L22 230H26V229L30 230ZM57 229H58V231H60V234L63 235V236L61 235L62 238H60L61 237L60 234L57 235ZM84 229L88 230V232H83ZM182 229H185V228H182ZM17 230H18V232H17ZM44 230H46V232L47 231H51L52 234L46 235L47 236V238H45L46 240H44V242H42L40 245H38L39 242H38L37 239L38 238H42V234H43L42 232H44ZM184 231H190L191 233H194V231H192L190 229H185ZM126 232H127V235H126ZM53 236L54 237L55 236L58 237V239L65 240L62 243L65 242L64 244H66V243H68V244H66L67 247L64 250H62V251H60V249L58 250L56 248V247H61V245H62L61 242H59L57 245H53L54 250L56 249L55 250L56 252L54 251L55 253L53 254L54 255L53 258H49L48 257V254H49L48 251L50 249H52V247L49 246V242H50V240L52 239ZM109 236L110 235H108V237ZM64 237H66V238H64ZM108 237L106 236V238H108ZM29 239H30V242L32 244L30 246L27 245V243L29 242ZM129 240L130 241L133 240L134 242L132 241V243H134V244H131L133 246H130V250L128 252V255L125 254L127 257L122 252L121 253L119 252L120 244L116 243V242H118V239L116 240V242L114 241L115 243L113 242L112 244L110 242H106L108 247L113 249L114 252L117 255L113 259H118L120 257L124 261L127 260L125 262V264H136L138 259H139V262L137 264H147L149 262V260H148L149 259V257H148L149 253H146L145 252L146 250L144 251V249L142 248V246L144 248L146 247V246H144V243H141V245H138V243L140 244V242H138L135 237L133 239H129ZM71 241L73 242V245L71 244ZM82 241H84V242H82ZM135 241H137V242H135ZM185 241H188V240H185ZM188 242H190V241H188ZM176 243H177V240H174L172 242V244H173L172 247H174L176 245ZM101 245L103 246V243H101L99 246L101 247ZM155 245H159V243H151L150 246L153 247ZM33 246L36 248V250L38 252H36V250H34ZM165 246H167V244L165 245V243H164V244L160 245L159 248L160 247L163 248ZM29 249L34 250V252H31ZM34 255H36V256H34ZM123 255H124V257H123ZM168 255H169L168 253H165L166 259H168L167 258ZM140 256H141V258H139ZM90 259H88V260H90ZM166 259H164L163 264L164 263L165 264L179 263V262H175V261H171L170 262L169 260L166 263V261H167ZM8 260H9L10 263H8ZM111 261H112V259H107V258H106V260H104V262L107 263V264H109V263L113 264V262H111ZM78 262H81V259ZM159 263H161V261H159ZM180 263H182V262H180ZM35 264H36V262H35ZM82 264H85V262L83 263V261H82Z\"/></svg>","mask_w":264,"mask_h":264},{"label":"water","instance_id":"3","mask_svg":"<svg viewBox=\"0 0 264 264\" xmlns=\"http://www.w3.org/2000/svg\"><path fill=\"white\" fill-rule=\"evenodd\" d=\"M127 216V215H126ZM131 217V216H130ZM187 237H190V235H187Z\"/></svg>","mask_w":264,"mask_h":264}]
</instances>
